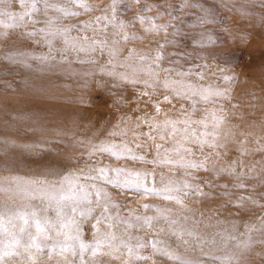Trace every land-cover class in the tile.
Instances as JSON below:
<instances>
[{
	"label": "snow or ice",
	"instance_id": "obj_1",
	"mask_svg": "<svg viewBox=\"0 0 264 264\" xmlns=\"http://www.w3.org/2000/svg\"><path fill=\"white\" fill-rule=\"evenodd\" d=\"M14 2H18L20 11L10 10ZM206 3L207 0H179L177 4L169 0L163 4L110 0L107 5L94 8L88 0H0V39L13 41L11 33L19 31L13 43L0 49V57L11 65L29 69V77L52 73L87 81L89 76L98 74L101 79L97 87L109 88L107 103L121 113L102 132L99 121L80 117V121L88 120L91 136L73 133L69 147L59 153L63 158L31 178L13 176L0 181V192L15 194L0 201V264H103L98 258L118 264H264V212L255 223L243 219L252 215L251 209L264 210V203H260L264 192L259 191L264 187V169L256 175L237 171L238 161L223 167L209 165L210 160L219 161L232 150L227 140L236 133L221 132L229 124L224 103L235 109L239 105L232 101L239 98L219 84L186 81L193 69L184 70L177 63L182 59L184 63L195 62L196 68H207L206 61L214 58L213 50L224 44L222 34L212 26L215 13ZM221 4L224 9L231 5L232 11L240 8L242 19L254 15L252 8L264 9V0H244L240 5L236 0H221ZM134 5L142 6L129 18H121V9L131 12ZM186 11L193 14L195 23L191 30L182 32ZM96 12L99 14L93 16ZM152 12L155 15H150ZM165 16L167 21L158 23ZM257 20L264 28V14ZM29 24L31 30H26ZM137 27L144 33L164 37L163 42H157L154 54L151 50L141 53L119 47L143 39L135 34ZM89 31L94 35L88 36ZM223 31H229L226 25ZM17 43L21 47H16ZM169 48L178 51L169 52ZM72 54L84 69L82 72L73 67L69 59ZM165 60L168 67H162ZM218 71L224 73L227 69ZM196 75L204 80L202 72ZM220 79L224 84L240 83L234 76L222 75ZM25 86H29L27 78ZM129 90L131 96L126 94ZM161 90L167 94L152 102V114L142 112L135 117L137 123L129 137V130L121 128V124L133 117L124 109L139 105L141 100L147 107ZM173 99L189 102L191 114L197 111V104H212L213 108H205L201 118L191 119L189 109L183 105L176 109L173 105L185 118L157 122L160 105ZM128 112L141 109L128 108ZM232 119L244 122L248 117L233 113ZM180 124L184 127L178 128ZM142 127L147 131H136ZM177 133L180 140L170 147L155 143ZM105 134L108 139L99 138ZM233 143L240 155L247 154L242 148L244 141ZM76 152L82 154L77 156ZM81 164L84 166L76 167ZM157 169H167L168 177L161 174L158 182ZM177 175L182 178H173ZM222 178L227 182L218 183ZM253 180L256 183L250 185ZM5 182L8 188L2 186ZM194 197H199L201 203L217 205L207 209L211 213L209 222L217 213L236 207L239 223L233 222L214 234L201 233L199 224L205 211L201 210L197 217L188 207ZM140 199H158L161 204L153 207L145 203L141 206L143 212L153 215H138L127 205ZM221 200L227 203L219 204ZM165 203L177 206L179 211L164 207ZM221 223L216 219V226ZM121 226L123 230L117 231ZM210 226L211 223L205 225ZM190 250L198 251L199 256L190 258Z\"/></svg>",
	"mask_w": 264,
	"mask_h": 264
},
{
	"label": "rangeland",
	"instance_id": "obj_2",
	"mask_svg": "<svg viewBox=\"0 0 264 264\" xmlns=\"http://www.w3.org/2000/svg\"><path fill=\"white\" fill-rule=\"evenodd\" d=\"M88 2L92 7L96 8L107 5L110 0H88ZM145 2L163 4L165 0H145ZM169 2L177 4L179 0H169ZM236 3L238 5L243 4L244 0H236ZM141 6L134 5L131 12L126 8H122L121 18H129ZM205 6L215 13L212 26L217 33L222 34L224 44L223 46L218 45L213 50L214 58L206 61L207 68H196L194 66L195 62L184 63L182 59L178 60L177 63L183 65L184 70L192 67L193 74L186 77V81L197 85L219 84L222 89H231L233 95L239 98V100L232 101L239 105L235 109L229 108L228 104L224 103L229 124L223 127L221 132L232 131L236 133L235 136L229 135L227 140L229 148L232 150L219 161L210 160L209 165L215 163L217 167H223L233 161H238L236 164L237 171L259 175L261 170L264 169V84H261V80L264 79V28L260 27L257 17L264 14V9L259 7L252 8L251 12L254 15L242 19L240 8L232 11L230 5L228 9H224L221 0H207ZM10 10L20 11L18 2H14ZM98 14L99 12H96L93 16ZM150 15H155V12L150 13ZM166 21L167 16L163 20L158 21V23L163 24ZM66 23H71V21H66ZM193 23H195L193 14L186 11L184 24L180 30L182 32L191 30ZM225 25L229 29L228 32L223 31ZM31 27L29 24L26 30H31ZM0 31L3 30L0 29ZM86 34L88 36L94 35L92 31ZM135 34L142 36L143 39L126 45L121 44L119 47L124 49L134 48L141 53L151 50V53L154 54L157 42H163L164 39L162 35L144 33L139 27H137ZM11 35L13 41L0 39V49H3L6 44L13 43L15 37L19 35V31L12 32ZM73 35H76V33L73 32ZM16 47H21V45L17 43ZM57 47H60V45L58 44ZM181 47L183 48V42H181ZM167 51L178 50L169 48ZM188 51H191V49H188ZM69 59L77 72L84 70L77 64L75 54H72ZM132 63H135V61H132ZM168 66L169 62L165 60L162 67ZM218 69H227V71L221 73ZM199 72L204 74L203 81H200L196 75ZM28 73L29 69L11 65L0 57V181H6L7 178L13 176L31 178L47 170L49 165H53L63 158L59 153L69 147L71 143L70 137L73 133L78 136H91L92 132L88 130V120L80 121V117L99 121L98 128L102 132L106 126H109V121L115 123L117 117L121 115L120 112L107 103L110 97L109 88L101 89L97 87V81L101 79L98 74L89 76L87 81H84L79 77L69 79L66 76L53 75L52 73L29 77ZM222 75L238 77L240 83L235 85L224 84L220 79ZM26 78L29 80V86H25ZM163 78L161 76V80ZM41 89H43V92L40 91ZM248 93H257L258 95L253 96ZM126 94L131 96L132 90H129ZM166 94L162 90L159 91L158 95L152 97L147 107H145L144 100H141L139 105L131 104L124 109V112L133 117L127 124H121V128L126 127L129 130V137H131L132 130L137 123L135 117L141 115L142 112L152 114L154 112L152 102L158 99L162 100V97ZM81 98L83 102H81ZM144 99L147 100L148 98ZM254 99H259L261 102L259 104L247 103V101ZM240 100L245 101V103H240ZM173 105H175L176 109H179L181 105L185 109H189L188 115L191 119H199L203 115V109L213 108L212 104H197V111L195 114H191L189 102L173 99L171 103H162L160 105L161 114L156 117V121L162 123L165 119L178 120L185 118L173 109ZM136 107H139L141 112H128V108L134 109ZM233 113L243 114L248 119L244 122L239 119H232ZM66 120L68 121L67 123H65ZM71 121H76L77 123L73 124ZM235 125H239V127H232ZM177 127L183 128L184 125L180 124ZM192 127L195 128L197 126L193 125ZM60 131H63L64 135H57V132ZM136 131H147V128L142 127L136 129ZM168 132H171L170 128ZM241 132L245 133V135H240ZM99 138L108 139L106 134L101 135ZM178 140H180V133H177L175 137H169L163 142L157 139L155 143L170 147ZM233 140L244 141L242 148L247 154L240 155ZM4 141H8V144L5 145ZM188 146L191 147V145ZM81 154V152L75 153L77 156ZM149 158H151V154ZM83 166L82 164L76 165V167ZM156 171L158 182L161 174L166 178L169 175L167 169H157ZM194 175H198L200 178L204 176L203 173H194ZM173 178L179 179L182 177L177 175ZM217 182L225 183L227 180L222 178ZM255 183L256 181L254 180L249 182L250 185ZM2 186L5 188L9 187L6 182ZM259 191L264 192V187L260 188ZM14 195V192H0V201L9 200ZM114 199H122V197H114ZM145 203L155 207L161 204V201L158 199L134 200L127 207L135 210L138 215H153V213L143 212L141 206ZM218 203L226 204L227 201L221 200ZM260 203H264V201H260ZM163 206L171 207L173 212L179 211L177 206L167 203ZM216 206V204L210 202L201 203L199 197H194L189 202L188 207L197 213V217L201 210L205 211V218L199 224L201 233L214 234L219 229L230 226L233 222L239 223L240 217L236 207H228L227 210L217 213L212 221L209 222L207 217L211 213L207 209ZM250 211L252 215L245 216L243 219L252 223H255L259 215L264 212V210L260 209H251ZM216 219L222 221L219 226L215 224ZM209 223L212 226L205 227ZM188 226L192 227V225ZM122 230V226L117 229V231ZM137 234L143 235V233ZM88 239H91L90 235ZM205 250L207 251L208 249ZM180 251L183 252L184 250L180 249ZM187 255L192 259H196L199 256V252L190 250ZM98 260H102L103 264H118V262H111L106 258H98ZM53 263L55 262L53 261Z\"/></svg>",
	"mask_w": 264,
	"mask_h": 264
},
{
	"label": "bare ground",
	"instance_id": "obj_3",
	"mask_svg": "<svg viewBox=\"0 0 264 264\" xmlns=\"http://www.w3.org/2000/svg\"><path fill=\"white\" fill-rule=\"evenodd\" d=\"M53 264H55V263H53Z\"/></svg>",
	"mask_w": 264,
	"mask_h": 264
}]
</instances>
